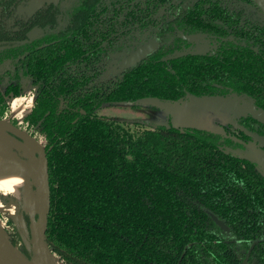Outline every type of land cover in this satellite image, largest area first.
Listing matches in <instances>:
<instances>
[{
	"label": "flooded vegetation",
	"instance_id": "flooded-vegetation-1",
	"mask_svg": "<svg viewBox=\"0 0 264 264\" xmlns=\"http://www.w3.org/2000/svg\"><path fill=\"white\" fill-rule=\"evenodd\" d=\"M37 1L0 0V109L6 107L4 115L13 118V125L24 131L18 122L40 114L43 100L53 105V96L80 97L94 103V116L116 120L105 118L101 110L120 102L115 91L125 76L134 78L141 67L161 70L170 81L160 95L165 99L239 97L234 105L228 100L236 116H227L220 129L178 128L218 134L217 146L241 158L243 171L253 170L261 185L257 189H264V21L257 1ZM58 68L70 84L50 76ZM14 98L30 102L21 118L14 111ZM252 104L262 110L259 115L242 113ZM247 146L262 154L260 160L230 151ZM252 209L254 221L246 226L255 229H244L234 238L230 224L209 211L212 222L198 225L196 258L209 264H264V221L256 217L264 204L246 207ZM16 236L12 240L20 245Z\"/></svg>",
	"mask_w": 264,
	"mask_h": 264
},
{
	"label": "trees",
	"instance_id": "trees-1",
	"mask_svg": "<svg viewBox=\"0 0 264 264\" xmlns=\"http://www.w3.org/2000/svg\"><path fill=\"white\" fill-rule=\"evenodd\" d=\"M60 69L50 76L70 84ZM135 72L115 91L120 101H172L160 96L170 83L161 70ZM52 99L18 124L45 148L51 194L46 239L66 264H209L196 258L194 243L198 225L212 222L209 211L230 224L231 238L255 229L246 226L254 221L246 207H263L264 189H257L253 170L243 171L241 158L217 146L218 134L165 124L134 133L94 116V103L80 97ZM5 110L0 118L14 123ZM256 217L264 221V211Z\"/></svg>",
	"mask_w": 264,
	"mask_h": 264
},
{
	"label": "rangeland",
	"instance_id": "rangeland-1",
	"mask_svg": "<svg viewBox=\"0 0 264 264\" xmlns=\"http://www.w3.org/2000/svg\"><path fill=\"white\" fill-rule=\"evenodd\" d=\"M197 37L196 41L198 42ZM14 111L16 115L21 118L34 100V96L31 97L30 102L20 98H14ZM239 97L234 95L232 98H225L212 96V97H192L184 101H159L155 103L156 99L147 98L137 101H120L114 103L111 106H106L101 110V114L108 119H116L122 122L126 127L128 126L134 133L141 131L148 127H156L159 124L181 126H195L204 128H221V122L226 123L227 116L235 117L233 109L230 108L228 100L235 104ZM240 101V100H239ZM162 102V103H160ZM241 105L234 106L235 111L240 110ZM242 109V113H253L259 115L262 110L256 108L254 104L252 106H245ZM232 109V110H231ZM234 111V113H235ZM232 114V115H231ZM9 124V123H8ZM14 139L10 140L13 143ZM18 143L19 141L16 140ZM233 153L248 156L254 161L260 160V152L251 149L249 146L246 148H238ZM262 155V154H261ZM263 157V156H262ZM12 195L3 194L0 192V228H3L13 239L14 233L19 236L20 245H23V241L17 230L15 222L11 223L10 216L14 219H19V210L22 206V202ZM12 199V200H10ZM10 216H9V215ZM19 245V246H20ZM24 246V245H23ZM59 264H61L59 262Z\"/></svg>",
	"mask_w": 264,
	"mask_h": 264
},
{
	"label": "water",
	"instance_id": "water-1",
	"mask_svg": "<svg viewBox=\"0 0 264 264\" xmlns=\"http://www.w3.org/2000/svg\"><path fill=\"white\" fill-rule=\"evenodd\" d=\"M44 1H48V0H38L37 2H39L38 4L40 5ZM255 1H257L259 6L261 7V11L259 12V14L262 21H264V0H255ZM38 4H36L33 7L34 8L37 7ZM158 100L160 101V99H156L155 103H158L159 102ZM0 120H5L8 123H11L7 119L0 118ZM8 133L12 137L17 139L19 142L23 141V137L16 134L15 132L9 131ZM27 134L30 135L29 133ZM37 142L40 143L39 141ZM14 150L16 154L18 167H20L24 171H28L34 174L38 179L41 188L42 200H41L40 209L38 211L35 210L32 211L28 207L27 201L23 200L22 206L19 210V219H14L8 214L12 222L13 223L15 222L19 235L23 241L24 248L28 251V253L25 252L22 244L19 246V244H15L13 242L11 236L4 229V227L0 228V264H59V262L61 264H66L63 260H61L51 251L46 239L48 215L51 205V194H50V184H49L48 161L46 157L45 148H44V152H45L44 173H42L39 170V168L35 164H33V162L31 161L30 157L27 155L23 146L22 147L15 146ZM26 216L28 217V220ZM217 221L220 222L219 220Z\"/></svg>",
	"mask_w": 264,
	"mask_h": 264
},
{
	"label": "bare ground",
	"instance_id": "bare-ground-1",
	"mask_svg": "<svg viewBox=\"0 0 264 264\" xmlns=\"http://www.w3.org/2000/svg\"><path fill=\"white\" fill-rule=\"evenodd\" d=\"M9 131L23 137V141L16 143L15 139L10 143L14 137L8 133ZM15 146H23L33 164L42 173L45 172V152L42 145L15 125L0 120V192L12 195L22 203L26 200L32 211H38L42 200L39 181L34 174L18 167Z\"/></svg>",
	"mask_w": 264,
	"mask_h": 264
}]
</instances>
